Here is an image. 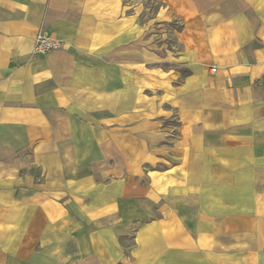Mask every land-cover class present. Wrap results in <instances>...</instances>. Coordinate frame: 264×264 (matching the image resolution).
<instances>
[{
    "label": "crops",
    "instance_id": "1",
    "mask_svg": "<svg viewBox=\"0 0 264 264\" xmlns=\"http://www.w3.org/2000/svg\"><path fill=\"white\" fill-rule=\"evenodd\" d=\"M0 264H264V0H0Z\"/></svg>",
    "mask_w": 264,
    "mask_h": 264
},
{
    "label": "built area",
    "instance_id": "2",
    "mask_svg": "<svg viewBox=\"0 0 264 264\" xmlns=\"http://www.w3.org/2000/svg\"><path fill=\"white\" fill-rule=\"evenodd\" d=\"M62 48V44L52 34L45 30H40L35 36V45L33 49V55H45L51 51ZM215 69H211V73H214Z\"/></svg>",
    "mask_w": 264,
    "mask_h": 264
},
{
    "label": "rangeland",
    "instance_id": "3",
    "mask_svg": "<svg viewBox=\"0 0 264 264\" xmlns=\"http://www.w3.org/2000/svg\"><path fill=\"white\" fill-rule=\"evenodd\" d=\"M131 234V233H130ZM125 236V241H124V245L126 248V251L128 250V248L131 246L132 240H131V235H124Z\"/></svg>",
    "mask_w": 264,
    "mask_h": 264
}]
</instances>
